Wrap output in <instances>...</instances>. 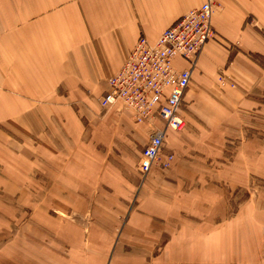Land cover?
<instances>
[{
    "label": "crops",
    "instance_id": "obj_1",
    "mask_svg": "<svg viewBox=\"0 0 264 264\" xmlns=\"http://www.w3.org/2000/svg\"><path fill=\"white\" fill-rule=\"evenodd\" d=\"M214 1L217 8L212 24L216 36L198 59L183 107L185 99L199 107L201 96L218 97L217 87L210 85L209 78L217 77L227 67V48L238 45L247 48V55L264 54V0ZM206 2L21 0L11 7L13 18L6 12L0 15L1 122L23 138L31 135L32 142L34 137H43L51 150L48 160L66 161L63 176L56 183L63 184L64 192H92L109 184L111 191L120 195H116L120 201L113 203V209L124 210L141 184L137 163L152 126L137 123L133 113L121 104L103 113L101 100L109 92V79L121 70L141 37L156 42L176 21ZM243 60L239 81L245 88L249 80L253 87L260 88L262 73L252 68L250 59ZM238 66V60L233 62L230 72L233 78ZM175 67L184 70L189 64L177 59ZM243 74L249 79L244 80ZM245 96L243 89H237L231 108L239 113L244 105H252ZM206 108L210 116L214 108L210 104ZM186 120L190 126L184 134L169 129L165 140L167 150L178 157L187 143H194L199 149L207 137L206 133L194 135L198 125L190 117ZM154 122L153 130L165 128L159 118ZM192 176L191 169L180 160L168 173L154 169L145 183L139 210L133 212L134 217L128 222V228L135 230L130 237L131 249L114 246L110 237H107L110 244L103 245L94 239L98 242L96 249L108 255L106 259L99 258L97 264H151L141 250L147 246V240L157 239L152 235L156 225L163 219L177 221L172 217L177 214L169 211V199L173 196L165 197L162 193L174 191L175 187L185 190ZM213 191L209 192L210 202L205 203L199 216L203 224L216 219ZM62 230L59 232H64L63 237H69L66 248L64 242H55L49 236L42 238L45 234L37 230L18 231L15 237H6L0 243V264H92L88 263L85 245L89 237L66 230V225L65 231Z\"/></svg>",
    "mask_w": 264,
    "mask_h": 264
},
{
    "label": "rangeland",
    "instance_id": "obj_2",
    "mask_svg": "<svg viewBox=\"0 0 264 264\" xmlns=\"http://www.w3.org/2000/svg\"><path fill=\"white\" fill-rule=\"evenodd\" d=\"M16 3L21 0H0V15L6 12L13 18L11 7ZM216 8L215 4V11ZM226 50L229 51L227 67L217 77L209 78L210 85L217 87L218 97L201 96L199 107L185 99L181 111L182 116L187 111L186 118H192L198 125L194 135L206 133L204 143L199 149L194 143H187L179 157L174 151H168L164 143L149 175L141 173L140 158L137 168L141 184L124 210L113 209L120 195L111 191L109 184L92 192H64L63 184L56 183L63 176L66 161L48 160L51 150L43 137H34L33 142L31 135L21 137L15 129L1 122L0 115V243L18 231L37 230L45 234L42 238L49 236L55 242H64L66 248L69 241L68 236L63 237L66 225V230L74 234L81 232L86 239L89 237L85 245L92 261L88 258V263L97 264L99 258H108L105 251L101 253L96 249L98 242L94 239L103 245L110 244L107 239L110 237L114 246L129 251L133 243L130 237L135 230L128 228V222L134 217L133 212L139 210L146 181L154 169L168 173L180 160L193 172L191 184L185 190L175 187L174 191L162 193L165 197L173 196L169 199V211L177 214L172 216L177 221L161 220L152 233L157 239L147 240L141 254L151 264H264V54L247 55V48L238 45ZM245 58L251 60L255 71L257 68L262 73L260 88L253 87L251 80L248 88L239 81ZM236 60L239 68L235 69L233 78L230 72ZM242 77L249 79L245 74ZM237 89H243L245 97L252 102L250 106L244 105L239 113L231 108ZM208 104L214 108L210 116L207 115ZM101 107L103 109L102 104ZM103 113L108 111L103 109ZM183 118L185 128L177 132L184 134L190 123ZM157 119L144 123L153 127L150 136ZM225 129L228 131L224 138ZM196 145L199 144L196 142ZM209 187L216 194L213 199L216 219L203 224L199 216L205 203L210 202ZM58 227L63 228V233ZM115 257L118 259L119 255Z\"/></svg>",
    "mask_w": 264,
    "mask_h": 264
},
{
    "label": "built area",
    "instance_id": "obj_3",
    "mask_svg": "<svg viewBox=\"0 0 264 264\" xmlns=\"http://www.w3.org/2000/svg\"><path fill=\"white\" fill-rule=\"evenodd\" d=\"M214 0L180 18L156 43L141 37L121 70L109 79V92L101 104L109 111L117 104L130 110L139 124L160 118L163 130H153L139 162L143 175H149L159 158L167 131H182L183 99L197 67L198 59L215 36ZM183 59L189 68L179 70L175 61Z\"/></svg>",
    "mask_w": 264,
    "mask_h": 264
}]
</instances>
